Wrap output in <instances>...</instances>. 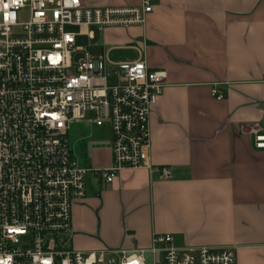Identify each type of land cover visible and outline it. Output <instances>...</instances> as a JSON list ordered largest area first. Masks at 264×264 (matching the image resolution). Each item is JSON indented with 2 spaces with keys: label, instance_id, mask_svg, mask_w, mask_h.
I'll list each match as a JSON object with an SVG mask.
<instances>
[{
  "label": "crops",
  "instance_id": "1",
  "mask_svg": "<svg viewBox=\"0 0 264 264\" xmlns=\"http://www.w3.org/2000/svg\"><path fill=\"white\" fill-rule=\"evenodd\" d=\"M151 3L143 25L100 29L88 47L163 72L149 111L153 168L124 167L110 181L87 174L85 196L72 204L69 244L131 249L168 233L177 246H232L234 264H264V147L253 139L264 131V0ZM91 123L70 122L71 153L80 165L106 166L111 140L90 152ZM160 166L170 175L161 177ZM117 259L107 254L100 264ZM145 264H162L161 253L145 252Z\"/></svg>",
  "mask_w": 264,
  "mask_h": 264
},
{
  "label": "built area",
  "instance_id": "2",
  "mask_svg": "<svg viewBox=\"0 0 264 264\" xmlns=\"http://www.w3.org/2000/svg\"><path fill=\"white\" fill-rule=\"evenodd\" d=\"M151 9V0H0V264H96L107 254L117 255V264H145V252H160L162 264H234L232 246H177L168 233L131 249L82 251L69 244L72 204L85 196L87 174L110 181L124 167L153 168L149 111L165 84L163 72L144 59L94 55L75 36L91 37V24L143 25ZM211 93L223 96L215 86ZM86 119L109 125L106 166L80 165L71 153L69 124ZM253 139L264 147V131ZM159 170L170 175L167 166Z\"/></svg>",
  "mask_w": 264,
  "mask_h": 264
},
{
  "label": "rangeland",
  "instance_id": "3",
  "mask_svg": "<svg viewBox=\"0 0 264 264\" xmlns=\"http://www.w3.org/2000/svg\"><path fill=\"white\" fill-rule=\"evenodd\" d=\"M25 17H26V12H22L18 15L19 19H24ZM66 27L74 29L76 31L79 30V27H77V26L67 25ZM88 30L94 31L97 35H94L93 38H90L85 33L84 34L78 33L75 36V44L76 45L88 47V44L90 43V41H99L102 38V36H101L102 34L100 33L102 30H100L97 27V25H95V24L89 25ZM88 50L94 55L97 54V51L90 46L88 47ZM86 114H87V116H91L90 111H87ZM89 135L90 136L87 139V148L90 152H92L96 148H100V147L107 145L111 140L110 128H109V125L107 122H104L102 124H96V123L92 122L90 127H89ZM157 257L159 258V256H157ZM158 261H159V259H158ZM100 263H96V264H100Z\"/></svg>",
  "mask_w": 264,
  "mask_h": 264
}]
</instances>
